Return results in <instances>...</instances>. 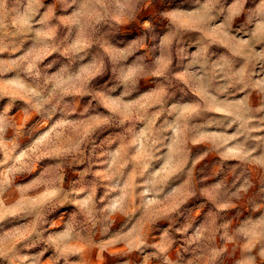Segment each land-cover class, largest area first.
<instances>
[{
	"label": "clouds",
	"instance_id": "1",
	"mask_svg": "<svg viewBox=\"0 0 264 264\" xmlns=\"http://www.w3.org/2000/svg\"><path fill=\"white\" fill-rule=\"evenodd\" d=\"M96 247L264 264V0H0V264Z\"/></svg>",
	"mask_w": 264,
	"mask_h": 264
},
{
	"label": "rangeland",
	"instance_id": "2",
	"mask_svg": "<svg viewBox=\"0 0 264 264\" xmlns=\"http://www.w3.org/2000/svg\"><path fill=\"white\" fill-rule=\"evenodd\" d=\"M123 39H129V36L122 37ZM252 103L253 105H256L259 103V98L253 94L252 97ZM228 173H218L215 168L211 169L208 175L207 181H205L206 184H213L216 182L218 178H221L223 176H227ZM14 198H18V193H12L10 194ZM45 193H37L36 197H29V198H40L43 197ZM97 244H101L102 241L96 240ZM69 248L72 247V245H68ZM43 251L42 248H34L31 249L28 254L30 255H36ZM119 248H112L107 251L103 250L100 247H96L90 250V257L92 260V264H116V260L119 257ZM55 252L54 249L49 248L46 252H44V255L41 257L42 264H51L52 259L54 258ZM136 264H139V261L136 262Z\"/></svg>",
	"mask_w": 264,
	"mask_h": 264
}]
</instances>
